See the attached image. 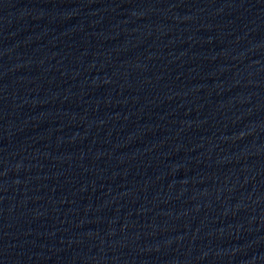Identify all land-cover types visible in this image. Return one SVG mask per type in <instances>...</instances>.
Masks as SVG:
<instances>
[{"label": "water", "instance_id": "water-1", "mask_svg": "<svg viewBox=\"0 0 264 264\" xmlns=\"http://www.w3.org/2000/svg\"><path fill=\"white\" fill-rule=\"evenodd\" d=\"M0 264H264V0H0Z\"/></svg>", "mask_w": 264, "mask_h": 264}]
</instances>
